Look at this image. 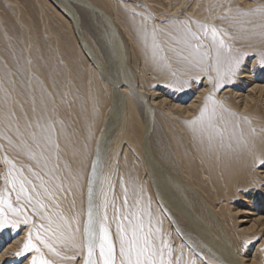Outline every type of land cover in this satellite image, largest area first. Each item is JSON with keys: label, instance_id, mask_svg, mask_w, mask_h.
<instances>
[{"label": "bare ground", "instance_id": "1", "mask_svg": "<svg viewBox=\"0 0 264 264\" xmlns=\"http://www.w3.org/2000/svg\"><path fill=\"white\" fill-rule=\"evenodd\" d=\"M33 1L39 16V29L25 10L28 2L0 0V10L6 8L12 20L18 24L17 44L14 46L0 11V45L8 50L3 54L0 47V188L6 187L5 178L15 166L18 171L14 175L30 180L36 186V192L43 193L44 189L33 173L43 178L44 187L52 180L62 184L64 190L56 192L52 199L41 196L47 208L40 212H35L23 199L17 202L15 192L12 193V204L21 212L15 216L9 214L11 219L18 221L16 227L9 225L0 231V242L8 239L6 247L0 252V263L6 251H12L17 244L23 246L31 232L33 242L52 264H84L83 251L57 244L55 247L61 256H77L75 260H62L40 245L35 235L37 232L43 235L40 225L46 221L41 219V214L51 215L55 211V203L60 205L59 210L67 217L80 213L83 222L86 219L88 179L93 164L99 178L100 169L107 163L102 179L107 178L113 186L109 197L114 195L117 205H120L124 198L123 187L131 190L135 185L142 190L145 200H150L153 229H160L168 244L166 254L171 250L169 258L172 264H202V259H205V264H223L217 258L207 257L197 248L179 241L169 216L157 206L146 177L148 169H145L142 159L162 175L171 174L157 159L158 155L166 165L172 162L177 164L187 181L183 185L192 195L194 205L191 203L190 208L181 212L186 222L197 227L199 205L210 215L219 214L231 231L230 238L235 241L241 239L250 246L254 244L253 239L259 237L253 251L243 249V255L233 256L238 264H264V65L259 62L264 56V14L254 11L264 9V2L156 0L157 13L153 16L149 0L140 5L138 0H73L74 5H67L68 0H65L66 16L62 10V14H59L55 9L59 13L53 19L57 20L54 25L50 14L53 3L51 5L48 0ZM76 8L100 14L118 35H125L134 42V50L141 62V74L148 69L155 74L162 89L165 86L175 90L171 93L169 90L157 92L153 89L148 93L137 84L125 66L127 77L113 84L111 98L114 100L110 104L108 86L83 51L84 38L78 29ZM184 21L199 36L192 43H203L202 51L208 54L201 67H190L181 58V53L188 55L184 45L177 42L181 37L177 29L185 26L181 23ZM197 24L215 27L231 46V54H243L242 63L246 60L244 69L240 66L239 72L225 82L219 91H214L216 51L210 35L205 36ZM75 44L82 54H71L76 49ZM153 44L157 46L155 49ZM227 55L224 53L225 57ZM185 80L192 87V98L190 93L178 96V86ZM209 93L235 113L234 117L225 114L229 123L222 144L217 137L211 146L206 134L194 133L185 123L199 114ZM132 94L144 104L143 118ZM109 105L112 108L108 111ZM154 109L158 110L167 131L166 142L163 137L158 140L151 137ZM37 123L52 126L51 142L45 139L48 133L36 127ZM220 127L223 129L225 125L220 123ZM30 133L36 134V142L31 139ZM22 139L27 148L21 147ZM32 185H26L30 194H34ZM96 185L98 190L99 186ZM103 187L108 191L107 183ZM233 197L240 203L244 201L242 205L245 209L231 203ZM73 200L75 208H72ZM25 217L27 223L24 222ZM245 222L248 223L244 225ZM16 231L18 234H14ZM112 232L115 233V224L112 225ZM156 243L159 244L160 240L157 239ZM32 252L31 258L26 260L30 264L32 257L38 255Z\"/></svg>", "mask_w": 264, "mask_h": 264}, {"label": "snow or ice", "instance_id": "2", "mask_svg": "<svg viewBox=\"0 0 264 264\" xmlns=\"http://www.w3.org/2000/svg\"><path fill=\"white\" fill-rule=\"evenodd\" d=\"M254 11L264 14V9L261 8ZM242 14L248 15L249 13ZM181 23L185 26L177 29L181 33L177 42L183 44L184 48L188 50V55L180 54L181 58L190 67H201L208 58L207 52L202 51L204 45L203 43L194 45L192 41L198 40L199 36L187 27L186 21ZM197 27L203 30L205 36L210 35L216 51L215 71L217 75L214 91H219L225 82L230 81L239 72L243 54L232 55L231 46L225 42L221 32L215 27L209 28L207 25L200 24H197ZM152 38L154 41L155 30L152 32ZM153 47L155 49L157 46L153 44ZM224 53L228 55L225 57ZM259 62L264 65V56H261ZM183 83L187 84L189 81L185 80ZM225 114L235 116V113L230 112L221 101L209 93L204 98L199 114L185 123L194 133L206 134L210 146L217 137L221 139L222 144L224 132L229 123L225 119ZM220 123H223L225 128L222 129ZM36 127L42 128V131L48 133L45 139L51 142L52 126L50 124L42 126L37 123ZM17 134L19 135V129H17ZM30 135L31 139L36 142V134L30 133ZM21 147H28L23 139L21 140ZM45 166H47L46 161ZM15 171L18 170L13 166V172L8 173L5 178L6 187L0 188V230L9 225L16 227L18 224V221L9 216V214L19 215L21 212V209L12 204L13 192L16 194L17 202L23 199L24 203L31 205L35 212H40L41 209L47 208L41 196L52 199L56 192L64 190L62 184L54 183L52 180L48 182V186L44 187L43 178L38 173H33L41 181V187L44 189L43 193L36 192V186L32 185V182L25 177L20 176L18 178L14 175ZM73 179L75 178L73 177ZM96 183L97 171L96 165L93 164L92 173L88 179L86 219L83 222H81L80 213H74L71 217H67L59 210L60 205L55 203V211L51 215L41 214V219L46 223L40 225L43 235L41 232H37L35 240L62 260H75L77 256L75 254L61 256L55 245L59 244L72 250L79 249L85 253L84 264H172L169 258L171 257V250L169 249L166 254L165 249L168 248V244L160 234V229H153L150 200H145L142 190L137 189L135 185L131 190L128 187H123L124 198L122 203L117 205L115 196L109 197L108 194L113 187L110 180L102 179L98 190L95 188ZM105 183L108 184V191H105L103 187ZM26 185H32V193L34 194H30ZM71 203L72 208H75V201L73 200ZM109 209H111V216ZM24 222H28L27 217H25ZM113 224H115L114 234L112 232ZM157 239L160 240L159 244L156 243ZM32 251L38 255L32 257L31 264H52L51 260L44 257L41 248L33 242V235L30 232L22 250L15 254L22 255L24 252Z\"/></svg>", "mask_w": 264, "mask_h": 264}, {"label": "rangeland", "instance_id": "3", "mask_svg": "<svg viewBox=\"0 0 264 264\" xmlns=\"http://www.w3.org/2000/svg\"><path fill=\"white\" fill-rule=\"evenodd\" d=\"M32 1L33 0H25V1L22 0V2L24 4H26L28 2V4H27L28 7H27V5H25V10H27L26 12L29 14V16L34 21V25L39 29L40 28L39 16H38L37 11L35 10L36 9L34 6L35 3H34V1L32 3ZM61 1L65 4H63ZM145 1L146 0H138L137 2L140 5V3H143ZM151 1L152 0H149L148 2H149L150 7L152 9V15L156 16V14H155V13H157V11H156L157 8H155V6L157 7L156 0L155 1L153 0L152 2ZM48 2L49 3L51 2V5L53 3L52 8L50 7V12H51L50 14L52 16V20L56 18L57 13H59L61 10L63 13H65L67 5H70V4L74 5L73 0H68V3H67V1L65 2V0H48ZM260 2H264V0H260ZM66 3H67V5H66ZM62 4L64 6H62ZM32 5H33V7H31ZM29 7L31 9H29ZM55 9H57L59 12ZM0 11H1L2 17L5 19V20L4 19L3 20L5 22L6 28L8 29V31L12 37V41H13V44L15 46L17 44L18 24H17V22L12 20L10 14H8V11L6 10V8H2ZM59 14H62V13L60 12ZM76 15H77L78 21H79L78 22V29L82 33L83 38H84V40L82 42L83 51L86 55L89 56V58L91 59L92 65L93 66L95 65L94 66L95 70L98 72V74L102 78V81L104 83H106V85L108 86V94H109L108 97H110L109 100L111 101L110 104H113V100H114L111 98V96H113L112 95L113 94L112 93V86L115 82L122 81V79H124V77H127V76H125V70H124V68L126 69V67H127V70H129L131 72V76L135 79V81L137 80L136 81L137 84L143 90H145L148 93L150 90H151V92H153V89H154V91L157 90V92L169 90V91H171V93L173 90H175V88L169 89L165 86H163V89H164L163 90L162 87H160L161 84L156 81L155 74L151 73L148 69L146 70V73H144L143 75L141 74V62H140L139 57L137 56V54L134 50L136 47L134 42L128 40V38L125 35H122V34L118 35L116 33V30L114 28H112L111 25L107 22V20L105 19L106 20L105 21L104 18H102V16L100 14H98V13L91 14L89 12L82 10V9L76 8ZM37 16H38V18H37ZM65 16H66V13H65ZM56 22H57V20L54 21L53 24L55 25ZM110 27H111V29H114L115 31L114 30H112L113 32L110 31L111 30ZM119 40H121V41L119 42ZM131 43H132V45H131ZM121 45H123V49H122ZM2 46L5 47L4 45H0V47H2ZM3 47L1 50H3L2 52H3V54H5L6 52H8V50H5V48L3 49ZM75 48L76 49L75 50L73 49V51L71 53L72 55L75 54L77 56V52L79 54H82V52L79 50V48H77V45L75 46ZM90 48H91V52H89ZM87 50H88V52H87ZM16 52H18V51H16ZM119 53L121 56L118 55ZM15 55L19 56V54H17V53ZM122 64H124V65H122ZM244 64H246V60H245V63L243 60V63L241 64V69H244ZM119 66H120V68H119ZM140 75L142 77H140ZM110 84H112V85H110ZM178 87H179V89H178L179 90V95H178L179 97L183 96L184 94H189V93H190L189 95L191 96V98L193 97L192 96L193 91L191 90L192 87L189 86V83L185 85L183 82H181V84ZM178 90H176V91H178ZM191 91H192V93H191ZM223 91H225V89ZM171 93H169V94H171ZM132 95H133V98L135 99V101L137 103L139 114L143 118L144 113H145L144 104L142 103V101H139L135 97L134 94H132ZM183 100H186V99H183ZM111 108H112V105H109L108 111L111 110ZM152 121L153 122H152V129H151V137L155 140L156 139L158 140V139H160V137H163L164 142H166V139L168 138V134H167V131L165 130V128L163 126L162 118L159 115V112L157 109H154ZM169 153H171L170 150H169ZM173 158H174V156H173ZM157 159L171 172V174H166V176H168V177H166L165 174L162 175L156 169L153 170L152 168H150L147 160L142 159V162H143L145 169H148V171L146 170V177H148V182H149V185L153 191V192L152 191L151 192L154 195V199H155V201L158 202L157 206H159V208L162 209V211H164L167 214V217L169 216L168 218H170L169 220L171 223V227L174 229V231L179 236V238H180L179 241H181L182 243L188 244V246H190V247L192 246V248H197V250H200V252L203 253L207 257L215 258V259L217 258L216 260L219 262L221 261L223 264H238V262L233 257L234 255H239L242 253L244 254V252L247 251L248 249H252L251 251L254 250V245L257 246V244L259 242V237H256L255 239H253L254 242L251 240L254 244L252 245V243H251L250 246L246 242H243L241 239L236 238L238 241H235V239L233 238L234 239L233 240L232 238H230L231 237L230 236L231 231L227 227L226 222L221 217L218 216L219 214L218 215L214 214L215 215V217H214V215L212 213L210 215V212H208V210H205L203 206L199 205L197 207V212H198L199 216L196 219V221H197L196 222L197 223L196 228L194 226H192L191 224H189L188 222H186V219H185V217L184 218L182 217L181 212L185 211V209H187V208H190L191 203L194 205V202L192 200V198H193L192 195L188 192V190L183 185L184 181L185 182H187V181L183 177L181 170L177 166V164H174L172 162L171 165L170 164L166 165L158 155H157ZM173 161L176 162V159L174 158ZM132 162H134V161H132ZM105 165H107V163H105L104 166ZM104 166H103V168L100 169V172L101 171L102 172H101V174L99 173V178H97L98 183H96V184L99 186V188L101 186L100 180H102L103 174L105 172L106 166L105 167ZM169 175H171V176H169ZM172 177H173V179H171ZM165 181H166V183H165ZM175 183H177L178 185ZM174 184H175V186H174ZM177 186H178V188H177ZM180 189H181V191H180ZM176 194H178V195H176ZM173 195H175V196H173ZM177 196H178V198H176ZM242 202H244V201H241V203H240V201H238L236 197H233L231 200V203L236 204L238 207H240L242 209H245V208H243L244 205H242L243 204ZM184 203H186V205ZM255 203H256V201H255ZM176 204L178 206H175ZM198 208H200V210L202 212L200 210H198ZM178 213H179V215H178ZM172 222L173 223L175 222V223L172 224ZM247 223L245 222L243 224L246 225ZM174 225L177 226V228ZM233 230L234 229H232V231ZM14 234H18V232L16 231V232H14ZM226 234H228L229 236H227ZM193 235H195V236H193ZM6 242H8V239L6 241L3 240L2 242H0V252L2 250H4V247H6ZM246 244H247V246H246ZM20 246H21V248H20ZM200 246L204 249L205 252L202 250V248ZM22 248H23L22 245L18 246V244H17V246H15L14 249H12V251L10 250L11 252L9 251L10 253L8 251H6L5 254L9 255V256L6 257V255H5L4 256L5 260L3 259V261L0 264H7V263L8 264H18V263L19 264H30V261L27 262L26 260L28 258H31L30 256L33 254V252H24L22 254L23 256L22 255L17 256L15 254V253H17V250L19 252V250H21ZM243 249H245V251H243ZM241 251H243V252H241ZM7 253H9V254H7ZM27 253H28V255H27ZM15 257H17V258H15ZM10 259L13 261L9 262L8 260H10ZM200 263L205 264L206 263L205 259H202ZM208 264H210V263H208Z\"/></svg>", "mask_w": 264, "mask_h": 264}]
</instances>
